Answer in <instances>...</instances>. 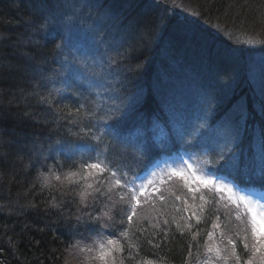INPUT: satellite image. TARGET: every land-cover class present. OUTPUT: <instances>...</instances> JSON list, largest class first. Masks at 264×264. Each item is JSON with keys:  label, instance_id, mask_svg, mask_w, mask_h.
Listing matches in <instances>:
<instances>
[{"label": "bare ground", "instance_id": "6f19581e", "mask_svg": "<svg viewBox=\"0 0 264 264\" xmlns=\"http://www.w3.org/2000/svg\"><path fill=\"white\" fill-rule=\"evenodd\" d=\"M68 1L0 0V6L6 5L4 7L5 13L7 12L6 10L11 11L17 8L12 11V14L10 12L6 18L0 17V37H6L8 32H11L9 35L10 42H0V81L7 77H11L14 80V91L10 94V111H0V152H3L1 156L3 166H10L13 177L17 175L15 172H22L21 165L28 157L41 159L40 169L45 174L60 176V174L64 173L69 174L73 170L78 171L77 167L79 165L76 168H71L69 166L70 162L65 158L64 153L68 151L67 144L65 146L61 145L67 141H72L76 144L78 149L77 159L81 155L87 158L91 154L90 142L78 140L73 135V133L81 131L87 132L88 129L84 125L88 123V120L82 116L67 115L69 111L75 112L78 97L74 93H78L82 89L77 88L75 84L71 89L64 86L48 85L53 83L52 79L47 76L49 72L62 77L59 82L62 85L66 84L62 73L55 67L57 65L55 61L60 57L62 52L70 49L71 45L68 44L65 38L69 27L64 26V23L62 24V17L66 21L73 20L75 17L60 7ZM98 1L101 3L102 0ZM128 1L132 4V11L130 13L133 14V17H138L142 20V16L150 15V17L157 18L159 25L156 24L154 32H151L152 28L150 26L144 27L142 21L140 23L142 30L135 35L132 34L134 31L128 22L114 28L109 27V31H99L91 23L84 20L72 21L70 26L86 42L87 37L91 33L104 39L113 37L116 40V45L113 48L107 49L108 55L119 63L123 61L127 68L131 67L135 69V71H131L135 74V78L139 79L141 83L142 81L144 82L146 90L143 92V96L141 91V94L136 95L135 102L122 100L124 110L127 112L124 113L123 118L117 125L118 130L128 124L133 127H139L142 130L140 122L142 121V114H144L146 117H149L146 126L152 125L150 132H165L168 130L171 109L178 118L177 123L179 126L186 127L190 125L194 129L195 127L186 118L182 120L180 117L181 113L190 117H197V113H200V110L196 108L195 100L190 97L182 100L179 93L164 96L162 69L155 60L159 48L166 43L168 37L179 40L184 48H188L185 40L190 39V29L183 25L182 19L177 15L170 13L168 10L165 11L166 8L163 7V4L160 5L155 2L151 11L148 7L142 6V4L135 6L133 0ZM120 5L121 0H118L116 6ZM178 5H173L175 12H188V8L183 7L181 4ZM60 11L62 12V16ZM47 18L53 21L52 24L46 23ZM162 18L165 20L164 22H162ZM135 19L137 20V18ZM50 27L55 29V32L49 29ZM146 30L152 33L150 41L146 44L139 43L141 34ZM49 33L53 34L49 35ZM61 37L64 39H61ZM22 38L25 39L23 43ZM29 39L33 40V42H30ZM197 40L205 43L208 42L204 34H199ZM133 41H136L138 46L136 53L129 62L126 57L118 56L117 53L129 50L127 45ZM73 43L75 44L77 41L74 40ZM57 44L61 45L59 49L55 47ZM65 44H68V46L66 47ZM196 53L202 55L210 64L212 80L211 78L209 79L210 82L206 85L205 91L212 105L222 108V101L229 99L230 105H232L239 98L243 99V97L236 96L235 92L248 94L247 71L251 77L255 73L249 62L238 57L237 49L233 48L228 42H223L213 52L211 50L199 49ZM27 57H31V59L28 60L26 59ZM220 72L222 74L228 73V80L235 85L234 88L228 87L227 82L219 77ZM235 75H238V80H232ZM132 93L133 90L129 93H121L119 91V96L126 98ZM108 94L110 93L106 92L100 96L106 97ZM255 101L260 102L259 98H256ZM256 102L251 106L247 101L246 103L250 107L240 109L236 119V122L242 120L251 122L253 125L252 128L247 130L244 135L245 137L235 136L236 139L243 142L244 146H235L234 150L239 149L243 155L249 153L241 161L243 172L246 174H251V169L255 168V161L258 158L257 154H261L260 138L264 137V110L259 108ZM6 104L8 102H1L0 110L6 108ZM99 107L100 105H97V108ZM83 111L86 112L87 109ZM218 115L226 116V111ZM15 116L19 117L20 120H17ZM19 121H23L25 124L19 125ZM34 121H37L36 127L31 125ZM12 123L13 126L18 127H12ZM208 125L210 130L214 131L213 133H215L217 139H222V126L225 125L223 118H213L211 116L208 119ZM244 127L248 128L247 126ZM27 128L35 129V131ZM246 137L250 140L249 147L247 146L248 140ZM57 141L60 142L57 143ZM171 141L175 147H178L175 138H171ZM232 144L235 145L234 142ZM143 145H147V141L144 140ZM194 147L199 148L201 151L203 149V147L198 146L197 142H192L187 149V158L192 162L195 160L201 161L202 156L200 158L195 154ZM116 154L120 159L125 161L134 159L131 148L124 153L122 149L117 147ZM156 154L157 151L151 145L143 152L142 159L136 162L137 166L135 169H144L145 164L151 162ZM218 154H215L216 160H218ZM220 164H223V162ZM229 169L239 171V168ZM31 170L34 171V169ZM7 174L5 173L4 175ZM142 177L146 176L142 173ZM59 184H61V188L69 186L66 181ZM72 186H74L72 189H65V195L63 196L65 202L63 206L70 205L71 203V208L74 212L65 210L62 215L59 214L58 220L54 222L53 231H50L61 245L60 251L55 254L56 257H51L53 259L50 262L51 264H57V261L60 264L63 260L67 262L71 259H76L77 255H81L77 251H79V243L84 238V234H80V232L85 227L69 231L64 225V221L69 216L72 218L73 223H75V217L77 215L84 216L86 212V207L81 206L78 184H73ZM50 189L56 191L57 189L59 190V187L56 183L52 182ZM23 210L28 215L31 207L26 205V207H23ZM57 212L60 213V211ZM84 218L87 219L86 216Z\"/></svg>", "mask_w": 264, "mask_h": 264}, {"label": "trees", "instance_id": "16d2710c", "mask_svg": "<svg viewBox=\"0 0 264 264\" xmlns=\"http://www.w3.org/2000/svg\"><path fill=\"white\" fill-rule=\"evenodd\" d=\"M117 1L118 0H102L100 3L98 0H69L60 7L64 11L72 14L75 18L73 20L66 21L62 17V24L64 23V26L71 28L70 26L72 21H80L78 16H81L83 13H85L91 14L93 19L86 22L93 24L95 19L102 22L103 19L107 18L110 20H107L106 23L111 28L120 25V21L126 18L124 24L127 22L129 23L130 27L134 31L132 33L133 35H135L137 32L139 33L142 30V27L140 26L141 21L144 27L148 25L152 28L151 32H154L156 24L159 25L157 18H153L152 16L150 17V15L142 16V20L138 17H133V14L130 13L132 11V4L128 0H121L120 6H116ZM176 1L178 4L188 8L190 11H194V13H196V17H202L198 20L201 22V25L207 29L204 30V35L208 42H194V44L201 46L196 48L202 50H211L213 52V50H216V48L219 47L221 43L225 42H218L213 34L210 33L217 32L216 28L219 27L222 30V34L227 35L230 38L250 37L254 39V44L256 48H258V52L261 53L264 51V0ZM133 4L135 6L137 4H142V6L148 7L151 11L155 5L153 0H133ZM5 6L6 5L0 6V17L2 18H6L10 12L12 14V11L17 9L14 8L11 11L6 10L7 12L5 13ZM117 12L121 16L119 19L115 17ZM112 16L113 18H111ZM132 17L134 18L135 22H132ZM59 18L61 17L59 16ZM135 18H137V20ZM164 21L165 20L162 18V22ZM52 22L53 21L51 19H46V23L52 24ZM183 25L191 29V27H189L185 21H183ZM225 29L226 31H224ZM10 33L11 32H8L6 37H0V42H10ZM199 34H202V32H192L190 39H197ZM112 38L113 37L107 39ZM29 40L30 42H33L31 39ZM23 42H25L24 38H22V43ZM77 51L81 55L84 54L83 49L81 48H77ZM66 52L70 51L66 50ZM237 55L240 59L244 60L241 52H238ZM88 57V54H85L83 59L76 58L72 61V63H70L65 51L60 54V57L55 61L57 64L55 67L59 69L63 76H65L64 81L66 84L63 85L64 87H68L69 73L73 71L77 72L85 81L98 77L101 81L106 82L100 74L95 72L94 67L88 62ZM258 58L261 59L260 55ZM155 60L162 69V85L164 87L163 95L167 96L173 93H179L182 100H185L189 97L193 98L196 103V108H199L200 110V113H197L198 115L195 117V121L192 122L193 126L195 127L193 130L199 129V131H194L193 135L186 137L179 149H184L187 152L189 147L187 140L199 142L204 145L212 138L208 132V128L204 124V127L200 128V125L204 120L201 118L207 117L214 111L218 114L225 113V111L232 109L233 105L235 104L230 105L231 103L229 99L222 101V108H215V106L209 102L205 87L210 82L209 79L211 78L212 80L210 75V64L199 53L194 55L191 47L189 48L188 46V48H184L179 40L168 37L166 39V43L159 48L155 56ZM119 65H121L124 70L127 69V66L124 63H120ZM186 72H188V79L183 76ZM127 73L135 76V74L132 72ZM219 74V77L227 82L228 87L234 88L235 85L228 80V73L222 74V72H220ZM47 76H49L53 81L52 84L48 85L59 86L58 80L61 79L60 76L55 73L51 74L50 72ZM247 78L248 94L235 92L236 96L243 97L244 101L248 98H258L255 85L252 83L253 81L248 74ZM234 79L238 80V75H235L232 80ZM262 80L264 82V75ZM77 83H79V81H77ZM143 83V81L140 84L136 82V85H130L128 90L121 88L119 90L121 93H129L133 90V93L130 95L132 98L129 99V97H120L121 100L135 102L136 96L134 98V93L139 94L141 91L143 96V92L146 90ZM13 86L14 80L11 77H7L6 79L0 81V101L8 102V104L5 105L7 107L0 111H10V94L12 91H14ZM94 89L97 91L102 90L100 88ZM89 92L95 97L97 102L95 104L96 108L97 105L106 103V101L101 99L99 93L93 94L92 89H90ZM259 100L264 103L263 92L261 93V98H259ZM125 112L127 111L124 110V113ZM15 117L17 120H20L19 117ZM142 117L144 120L140 124L146 128L145 130L149 131L148 139H150V141L147 139V143L151 142L152 145H154L157 141L156 136L158 134L160 135V133L159 131L154 133L150 132L152 125L150 124L149 126H146L149 117H146L144 114H142ZM233 118L234 117L232 116L226 117L225 123L227 121L236 122V119ZM19 123V125L25 124L23 121H19ZM236 123H238V135L236 136L245 137L244 135L246 134L247 130L252 128L251 122L240 120ZM35 124H37V121L31 123L33 126H35ZM11 126L18 127L15 125L13 126V123ZM244 126H247L248 128H245ZM131 128H133V126L129 124L125 127H122L119 130L121 136L125 131ZM27 129L35 131V129ZM179 137L180 136L178 133L173 132L170 137H167V140L171 141V138H175L176 141H178L180 140ZM246 138L248 140V144H250L249 138ZM261 139L262 138H260V141ZM126 140L129 143L134 144H139V141H141L130 136ZM144 140L146 141V139H143L142 137V141ZM216 140L218 139L216 138ZM232 142H234L235 145L232 144ZM66 144L67 142L61 146H65ZM235 146H244V144L242 141L236 138H234V141L229 143V147L231 148V158H234L235 160L234 168H239V171H232L229 168H224L223 164H220L218 167L217 160L213 159V157L204 149L201 151L199 148L194 147V152L198 156L208 157V171L210 174L221 175L223 172L234 173L237 175V177L232 176V178L242 186L248 188L254 187L257 189L264 188V180L243 172V165H241L242 162L239 158L241 152L239 149L234 150ZM2 153L0 152V154ZM248 155L249 153H247V156ZM1 156L2 155H0V264H51L50 262L53 261L51 257H56L55 254L60 251L61 245L50 231H53L52 228L55 226L54 222L58 220L59 214H63L65 210L74 212L71 208V203L70 205L63 206L65 202L63 196L65 195V189H72L74 187L72 186L73 184H78L81 194L82 187L79 183L80 180H69L67 181V185L69 186L66 188H61V184H59L60 182L53 179L56 175L42 173L40 169L41 159H33L32 157H28L26 160H24L21 165L22 172H15L17 175L13 177V172H11L12 169L10 166H3ZM257 156L258 158L255 161V167H259L260 165L261 154H257ZM162 158L163 157L161 156H157L155 158L153 157L151 162H147L145 164L144 169H135L137 176L142 177V173L144 174L147 169L152 166L153 161L157 162ZM37 161H39V163H37ZM77 168H79V166ZM31 169H34V171ZM5 173L8 174L4 175ZM59 177L63 178L66 176L60 174ZM52 182L58 185L59 190L57 189L56 191H52L50 189ZM95 195L96 193L93 196ZM93 196H91V200L89 201L91 205L87 206L88 209L83 208L86 210V212L93 208V204L95 203ZM103 203L108 202L107 200L101 199L97 206H104ZM54 204L58 207H53ZM159 204L162 206L158 211L159 217L157 219V223L142 216L135 218L136 223L132 226V229L129 233V238L127 241H124L127 245H131V248L129 251L125 252L126 256L124 255L123 257L127 260L132 259L142 261L144 263L189 264V260L193 255H201L204 252L205 240L207 238L206 233L208 232L209 224H211V211H207L204 214V217L199 224L193 223L191 224V228H189L186 226L190 224L187 222V215L191 214L192 212L198 213L199 210H201L196 206L197 202L192 203L191 206L186 205V211L184 213L177 211L179 207L174 206V204H179V201L176 198L165 196L159 201ZM26 205L31 207L28 215L23 210V207H26ZM32 205H35V207H32ZM57 211H60V213ZM164 221H167L168 223L165 224ZM191 222H193V220ZM118 223L119 221H117V224ZM177 225H180V228H177ZM224 228L231 230L233 225L231 224L225 226ZM96 230L97 229L94 227L83 228L80 234H84V237H86L89 234L94 233ZM165 232H167L166 238H164ZM181 232L183 233L182 235ZM145 238H152L153 242L159 244L160 247H153L151 244L145 243ZM76 259L80 258L77 256ZM64 262L65 261L63 260V262L60 264H98V261L92 258L85 259L83 262H79L75 259H71L65 263ZM57 264H59V261H57Z\"/></svg>", "mask_w": 264, "mask_h": 264}, {"label": "snow or ice", "instance_id": "6c2138e0", "mask_svg": "<svg viewBox=\"0 0 264 264\" xmlns=\"http://www.w3.org/2000/svg\"><path fill=\"white\" fill-rule=\"evenodd\" d=\"M153 2L155 3L156 0H153ZM191 15L196 16V13H191ZM200 18L202 17H197V19ZM216 31L222 34L219 27L216 28ZM53 32H55V29H53ZM52 34L49 33V35ZM151 36L152 33L146 30L141 34L139 43L146 44L150 41ZM61 39L64 38L61 37ZM65 46L67 47L68 44H65ZM137 46V42L133 41L127 45V48L131 50L130 52H118L117 55L126 57L130 62L132 56L136 53ZM55 47L59 49L61 45L57 44ZM26 59L30 60L31 57ZM113 59L110 58L108 67L110 72L115 71L116 76H119V69L112 67ZM127 71L131 72L135 69L128 67ZM113 80H115V77H113ZM113 80L103 82L99 79H90L85 81L77 72L69 73L68 88L71 89L75 84L82 91L74 93L78 97V103L75 112L69 111L67 115L82 116L88 120V123L84 125L88 131L73 133V135L78 140L90 142L91 154L87 158L81 155L77 159L78 149L76 144L67 141L68 151L64 153L65 158L70 162L69 166L71 168H76L79 165V169L78 171H71L66 178L71 181L73 177L79 176L80 181L85 183V189H93L96 195L93 196L95 201L93 210L84 213L87 219L84 216L77 215L75 223H73L72 218L69 216L64 221L65 227L69 231L79 230L81 227L110 230L107 232L101 231L99 234L115 238H108L106 241L101 242L98 254L94 259L98 261V264H117V257H123L125 252L131 248V245H127L124 241L129 238L132 226L136 223L135 218L140 217L145 205H151L152 201L156 199H163V193H160V188L157 185L176 178L183 182V186L188 193L193 194L192 200L197 199V194H200L199 199L203 200L202 190L218 194L219 200L224 201L226 206L233 209L235 219L239 222L233 235H225L221 232L220 243L224 244L226 241L224 247L219 244L207 246L209 256L206 264H217V262H222V264H230V262L231 264H264V204L253 199L252 193L245 192L238 184L229 183L227 174L212 179L203 172H193L192 166L187 161H183V164L187 165L186 168L168 167L160 170V172L153 171L150 177L137 176L135 171L136 162L142 159L147 145L133 147L121 136L117 125L124 116L123 102L119 96L123 81H116L113 84ZM77 81H79L78 84ZM94 88L102 89L100 95H104V92L110 93L105 97L106 103L101 104L99 108L93 107L97 102L89 92L90 89ZM84 109H87V111H83ZM201 119H206V117ZM203 127L202 123L200 128ZM222 127L223 137L216 141L217 147L223 145V147H220L217 165L219 167L220 163L223 162L224 168H234L235 160L231 158L229 143L238 135V123L227 121ZM177 131L178 135L184 138L193 135L194 131L198 132L199 129L193 130L189 125ZM59 142L57 141V143ZM192 142V140H187L189 144ZM197 143L200 147H208L207 144ZM117 147L122 149L124 153L131 148L134 159L131 161L120 159L116 154ZM251 175L264 180V137L261 139L259 168L258 170L251 169ZM56 179L59 180L60 177L57 176ZM156 193H160V196L157 197ZM88 195H91V193H88ZM101 199L110 203L106 206V210L103 211L102 215H97L99 211L97 205ZM176 199H180V197L177 196ZM81 202L84 203V196L81 197ZM184 203L187 205L188 201L185 200ZM32 207H35V205H32ZM53 207L58 206L54 204ZM85 207H87L86 204ZM177 211H180V209H177ZM193 218L197 224L201 222L196 212H192L188 219ZM217 219L220 218L217 217ZM117 221H119L118 224ZM164 223L167 224L168 222L164 221ZM186 226L191 228L190 224ZM211 226L213 229L222 227L220 223L215 222ZM177 228H180V225H177ZM206 235L208 240L214 239L212 231H208ZM166 237L167 232L164 233V238ZM144 242L151 244L153 247H160L159 244L153 242L152 238H145ZM119 264H124L123 258L120 259ZM145 264H149V262H145Z\"/></svg>", "mask_w": 264, "mask_h": 264}, {"label": "rangeland", "instance_id": "374dc122", "mask_svg": "<svg viewBox=\"0 0 264 264\" xmlns=\"http://www.w3.org/2000/svg\"><path fill=\"white\" fill-rule=\"evenodd\" d=\"M156 2L160 5L163 4V7L166 8L170 13L177 15L179 18L182 19V21H185L186 24L189 27H191V29H190L191 33L192 32H202V34H204V30H207L205 27H203V25H201V22L197 19L196 16L191 15V13H194V11L192 12V11L188 10L187 13L175 12L173 9L174 8L173 5L175 4V5L179 6L177 4L176 0H156ZM186 18H187V20H186ZM132 22H135V20L133 18H132ZM210 33L213 34V36L216 38V40L218 42H221V41L228 42L233 48L237 49L238 52L240 51L242 53L244 60L248 61L252 65V70L255 73V74H253L252 77L249 74L250 78L252 79L254 84H258L260 82V80L257 79L256 77H257V73L259 72V68H264V58H261V59L258 58L260 53L258 52V48H256V46L254 44L255 40L250 38V37H237V38L232 37V38H230L227 35H223V34H220L217 32H214V33L210 32ZM185 41L187 42V45L189 46V48L190 47L192 48V52L194 53V55H196L197 54L196 51L199 50V48H196V47H201V46L198 44H194V42H199V41L195 38L187 39ZM261 53H264V51H262ZM126 71H127V69H126ZM127 72H129V71H127ZM192 171H193V168H192ZM197 173H199V172H197ZM63 175L67 177L68 173L63 174ZM56 177L57 176H55L53 179L55 181L60 182V183L63 181H66V182L69 181L66 177H63V178L60 177L59 180L56 179ZM73 179L74 180H80L79 176L73 177L72 180ZM157 186L160 188V193H163V195L167 194L170 196L172 194L179 193L180 196H185L186 194H189L187 189L183 186V184H180V185L166 184V185H161V186L157 185ZM88 193H91V189L86 190L85 184H84L83 185V193L80 194V202H81V197L84 196V203L81 202L82 207H84L85 204H87L91 200L92 193H91V195H88ZM160 193H156V196L159 197ZM253 199L257 200L261 204H264V199H261V198H253ZM183 206L184 205H182L180 207H183ZM224 206H225L226 210L230 209V207L225 205V202H224ZM140 216L146 217V218L153 220V221L157 220V212L151 205H145ZM234 216H235V212H234ZM237 224H238V221L235 220L234 226H237ZM108 238L109 237L107 235H104V236L101 235L99 238L90 241L89 245H88V242L86 240L81 241L78 245L79 251H77V252H80V254L82 256L80 257V259H75V260H77L79 262H83V261H85V259H82V258H84L86 255H89V256L96 255L95 253H98L100 243L103 241H106V239H108ZM212 242H213V244H216L215 238L209 242V245H212ZM225 244H226V241L224 242V244H221L220 246L224 247ZM90 249H92V251L95 253H93L92 251H89ZM208 256L205 259H201V261H200L201 264H206V261L208 260ZM133 264H145V263L135 261ZM149 264H156V263H149ZM190 264H196L195 259L191 260Z\"/></svg>", "mask_w": 264, "mask_h": 264}]
</instances>
